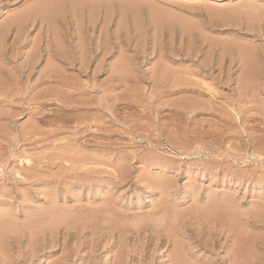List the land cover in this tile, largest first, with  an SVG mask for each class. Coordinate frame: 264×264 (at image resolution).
<instances>
[{
  "label": "rangeland",
  "instance_id": "374dc122",
  "mask_svg": "<svg viewBox=\"0 0 264 264\" xmlns=\"http://www.w3.org/2000/svg\"><path fill=\"white\" fill-rule=\"evenodd\" d=\"M1 79L0 264H264V0H0Z\"/></svg>",
  "mask_w": 264,
  "mask_h": 264
},
{
  "label": "bare ground",
  "instance_id": "6f19581e",
  "mask_svg": "<svg viewBox=\"0 0 264 264\" xmlns=\"http://www.w3.org/2000/svg\"><path fill=\"white\" fill-rule=\"evenodd\" d=\"M40 57V56H39ZM38 57V58H39ZM37 58V59H38ZM48 59V58H47ZM51 59V58H50ZM250 59V58H249ZM32 61V60H31ZM35 61H36V59H35ZM30 62V61H29ZM34 64V63H33ZM29 66V65H28ZM24 67H25V65H24ZM32 69V68H31ZM53 71V70H52ZM57 72V71H56ZM8 73V72H7ZM16 73V72H15ZM52 74V73H51ZM54 74H56V73H54ZM55 76H57V75H55ZM52 78V77H51ZM2 82V79L0 80V86L3 88V85H6V84H4V83H1ZM51 92V91H50ZM50 94V93H49ZM52 94H54L53 92H52ZM44 96V95H43ZM43 96H39V101H42L43 99H44V97ZM48 95L46 94V97H47ZM50 96L52 97V99H54V100H56V101H60V99H62V97L60 98V96L59 95H57V92L55 93V95H51L50 94ZM47 99V98H46ZM43 105V104H42ZM41 105V103H40V106H42ZM195 106H196V104H195ZM13 109V108H12ZM15 110V109H14ZM19 110H21V113L20 114H24V112L26 111L25 110V108L24 109H19ZM28 110V109H27ZM40 111V110H39ZM39 111L37 112V113H39ZM13 114V113H12ZM49 114V113H48ZM100 123V122H99ZM2 125V124H1ZM81 126V125H80ZM214 129V128H213ZM201 138V137H200ZM191 140V139H190ZM78 158V157H77ZM30 162V161H29ZM102 205V204H101ZM163 205V204H162ZM159 207V206H158ZM168 208H169V206H168ZM194 208V207H193ZM241 210V209H240ZM158 211H159V209H158ZM206 211V210H205ZM238 211V210H237ZM171 212V211H170ZM217 212V211H216ZM215 212V213H216ZM154 213V212H153ZM161 213V212H160ZM159 213V214H160ZM223 213V212H222ZM221 213V214H222ZM226 213V212H225ZM109 214V213H108ZM166 214V213H165ZM171 214V213H170ZM177 214V213H176ZM219 214V213H218ZM235 214V213H234ZM247 214V213H246ZM163 215V214H162ZM213 215V214H212ZM67 216V215H66ZM137 216V215H136ZM174 216V215H173ZM209 216V215H208ZM218 217H219V215H217ZM225 216H226V214H225ZM63 217V216H62ZM164 217V216H163ZM221 217V216H220ZM232 218H233V216H231ZM7 218V217H6ZM100 218V217H99ZM139 218H141V217H139ZM226 218V217H225ZM229 218V217H228ZM246 218V217H245ZM172 219H174V218H172ZM76 220V219H75ZM236 220V219H235ZM2 221V220H1ZM85 221V220H84ZM128 221V220H127ZM166 222V221H165ZM176 222V220L174 221V223ZM9 223V222H8ZM11 223V222H10ZM31 223V222H30ZM36 223V222H35ZM35 223H34V225H35ZM38 223H39V221H38ZM44 223V222H43ZM103 223V222H102ZM161 223V222H160ZM2 224V223H1ZM55 224V223H54ZM101 224V223H100ZM125 224V223H124ZM151 224V223H150ZM165 224H167V223H165ZM14 225V224H13ZM102 225V224H101ZM96 226V225H95ZM131 226V225H130ZM171 226V225H170ZM173 226H175V225H173ZM225 226V225H224ZM165 227V226H164ZM168 227V226H167ZM136 228V227H135ZM163 228V227H162ZM170 228V227H169ZM138 229V228H137ZM240 229V228H239ZM35 230V229H34ZM38 230V229H37ZM158 230V229H157ZM166 230V229H165ZM163 231V230H162ZM35 232V231H34ZM229 233V232H228ZM13 234V233H12ZM37 235V234H36ZM240 244V243H239ZM236 250V249H235ZM179 253V252H178ZM195 255H193V257H194ZM185 255L184 256H181V257H177L178 258V260H176V262H177V264H193V263H191L189 260H187V259H185ZM241 258V257H240ZM51 259V258H50ZM174 260V259H173ZM190 260H192V259H190ZM193 262V261H192ZM194 264H199V263H195L194 262ZM203 264V263H202Z\"/></svg>",
  "mask_w": 264,
  "mask_h": 264
}]
</instances>
